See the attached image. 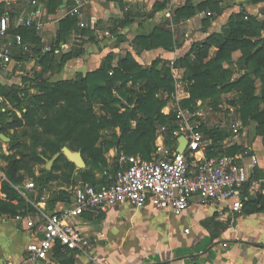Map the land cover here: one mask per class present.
<instances>
[{"label":"crops","instance_id":"crops-1","mask_svg":"<svg viewBox=\"0 0 264 264\" xmlns=\"http://www.w3.org/2000/svg\"><path fill=\"white\" fill-rule=\"evenodd\" d=\"M53 1L57 6H49L47 0H37L40 14L26 28L14 24L17 17H27L36 11L31 0H0V11L9 18L11 44V61L0 66V85L10 87L12 80L9 78L21 76L32 68L41 73L43 67L37 64V55L40 57L51 50H54L53 62L61 68L51 77L55 82L92 72L109 57L114 61L121 58L122 45L119 42H125V54H132L138 63L149 65L154 60H161L170 65L185 55L192 43L204 41L213 32L220 33L231 14L245 12L259 21L264 20V2L250 5L248 0H216L221 15L213 16L207 26L202 21L210 16L209 12H196L194 17L178 23L172 20L179 7L186 3L196 6L205 0H87L80 16L72 18L71 29L64 34L59 30V22L67 18L65 12L74 5V0ZM125 19L128 24L122 25ZM161 24L173 34L174 51L155 49L135 56L132 50L135 37L148 35ZM16 30L22 31V35L16 34ZM83 31L87 33L83 34ZM14 35L21 38L22 45L31 53L22 52L12 40ZM74 48L79 49V56L61 62L63 57L75 51ZM212 51L209 56L213 55ZM197 119L201 121L202 118ZM239 129V134L223 136L222 150L214 147L213 151L217 153L216 157H228L247 172L248 181L242 189V198L252 204L244 201L241 214L232 215L225 211L226 214L220 216L218 206L204 204L197 198L189 203L187 211L180 217L149 207L135 210L128 205L117 206L96 217L85 214L73 218L72 222L89 246L81 251L55 248L48 260L41 264H264L263 138L258 135L249 138L241 120ZM211 141L210 147L214 146L213 139ZM232 149L233 153L228 154ZM116 153V150L109 151L107 164L111 160L115 163ZM92 173L99 180L112 172L105 171L99 179L98 171L92 170ZM36 206L47 215L66 207L57 202L53 208H48L45 200ZM254 207L258 212L248 214ZM12 220L24 231L25 241L13 242L14 248L9 249L7 256L0 246V264L20 263L27 245L34 239L25 221ZM185 230H188L187 234ZM8 231L14 240L16 233H22L12 228Z\"/></svg>","mask_w":264,"mask_h":264},{"label":"trees","instance_id":"trees-1","mask_svg":"<svg viewBox=\"0 0 264 264\" xmlns=\"http://www.w3.org/2000/svg\"><path fill=\"white\" fill-rule=\"evenodd\" d=\"M250 5H256L264 2V0H248ZM49 6H57L53 0H47ZM196 12H209L203 21V25H208L213 16H220L221 9L216 0H205L200 4L193 6L190 3L179 7L173 15V22L178 23L183 19L194 17ZM73 19L67 17L59 22V30L66 33L71 29ZM128 22H122L127 25ZM264 20L259 21L256 17L247 15L245 12L239 14H231L226 20L220 33H211L204 41L194 42L191 44L188 52L177 60V64L184 69L183 81L187 85L189 98L182 102L184 108H189L198 100H218L219 96L227 93H234L237 96L239 107V118L246 126L249 122H254L256 134L264 137ZM14 33V32H13ZM16 34L22 35V31L16 30ZM14 33V34H15ZM86 34L87 32H82ZM63 34V37L65 35ZM93 40V38H90ZM176 42L173 34L169 32L164 25H159L153 29L148 35H138L133 40L132 50L135 56L141 55L143 52H149L155 49H163L168 52L174 51ZM213 50V56H209ZM38 52V51H35ZM239 52L241 54V69L248 70L240 78L231 81V72L224 69V64H231L233 55ZM54 50L44 53L40 57L37 55L36 62L43 67L41 73H35L33 79L24 78V82H28L30 88L41 86V91L45 94L50 104L46 103L47 109H54L55 106L63 102L67 106L58 107L54 119L48 116L39 118L40 127L44 128L46 134L54 136L55 140H46L43 142L45 148L51 149V157L39 153L33 154V161L43 163L50 160L55 154L60 153L63 147H67L72 152H80L86 164L90 166L91 172L78 171L77 175L83 182L91 185L107 184L106 177L96 180L92 170L98 172L111 173L116 171L115 163L111 170L108 171L106 160L102 159V154L109 149L116 147V151L123 152L126 155H137L141 150V156L145 160L150 158V144L155 137V129L157 126L167 128V137L170 138L173 130L172 123L175 121L174 115L163 116L160 110L164 106V102L157 99L160 93H172L173 80L169 65L161 60H154L149 65L144 66L138 63L132 54L127 52L124 57L118 59L116 67H112L109 57L103 60L100 66L85 75H77L74 80L50 83L48 76L44 77L47 70L53 66L60 69L53 62ZM189 54L193 55V60L188 58ZM69 56L63 57L61 60L67 61ZM46 64L48 66H46ZM54 72V73H55ZM44 75V76H43ZM260 83L259 92L256 95L255 81ZM132 87L139 85L137 91L138 106L145 111L144 117L139 119L135 128L131 129L130 121L136 119L134 111L125 115L119 114L117 109L110 108L115 101L111 98V90H117L120 96L125 95L127 84ZM87 99L100 98L104 101L108 110L111 109L110 126L120 127L121 136L112 144H105L106 148L97 150L95 144L98 140V125L94 116L85 110L79 102V97ZM23 99L28 97V92L22 94ZM16 107H19V100H12ZM108 104V105H107ZM24 117L28 116V112L23 113ZM123 116V117H122ZM2 116H0L1 118ZM19 121L15 120L7 124L1 132L15 127ZM205 136L214 139L213 131L206 130L203 126L199 128ZM116 137V136H115ZM166 145H171L166 140ZM214 146L210 147L206 152L207 158H214L217 153L213 151ZM233 149L228 154H232ZM8 164L4 170L5 178L0 177V217L13 219L19 215L34 216L36 214L35 204L25 203L22 195L18 192L21 177L19 172L22 171L23 164L10 157H1ZM63 156L54 162L52 171L56 169ZM65 160V159H64ZM65 168L68 173H72L75 166L65 161ZM106 169L104 170V168ZM52 171H43L40 178V184H45L53 179ZM68 181V180H67ZM33 184V183H32ZM34 186V184H33ZM246 204H252L248 200ZM53 208V207H52ZM21 211V213H19ZM258 210L254 207L248 214H255ZM58 248V247H56Z\"/></svg>","mask_w":264,"mask_h":264},{"label":"built area","instance_id":"built-area-1","mask_svg":"<svg viewBox=\"0 0 264 264\" xmlns=\"http://www.w3.org/2000/svg\"><path fill=\"white\" fill-rule=\"evenodd\" d=\"M86 2L87 0H74V5L66 10L65 16L79 17ZM30 3L36 7V11L27 17H17L15 27H30L33 18L40 14L37 0H31ZM9 28L8 15L0 11V66L11 61ZM12 40L22 52L31 53L22 45L18 35L12 36ZM175 64L172 61L169 65L174 89L180 92L181 85L184 84L187 94L184 99H188L187 86ZM156 97L167 98L164 93ZM196 105L200 107L201 102L197 101ZM171 113L168 108L163 112L165 116L174 115L179 124L171 132V145L161 141L157 146L156 156L150 155L149 160H145L138 155L117 152L116 171L107 175V184L91 185L83 182L75 186L69 204L51 215L36 206L34 216L15 217L18 222L25 221L34 237L25 249L23 260L17 264L46 262L56 247L69 251L84 250L89 243L72 222L73 218L85 214L96 217L117 206L128 205L135 210L149 207L154 211H167L174 217H180L187 211L189 203L197 198L204 204L218 206L220 216L226 214L225 211L232 215L241 214L245 201L242 189L248 181L246 170L225 156L207 158L206 152L212 141L199 131V120L193 123L189 110H181L178 105L175 112ZM200 116L199 113L196 114V117ZM233 133L236 130L233 129ZM182 136L187 143L183 153L179 154L176 149L179 146L178 139ZM25 187L32 190L33 184H26ZM184 233L187 234L188 230Z\"/></svg>","mask_w":264,"mask_h":264},{"label":"rangeland","instance_id":"rangeland-1","mask_svg":"<svg viewBox=\"0 0 264 264\" xmlns=\"http://www.w3.org/2000/svg\"><path fill=\"white\" fill-rule=\"evenodd\" d=\"M196 1L197 0H194V2ZM262 36L264 37V32L262 33ZM124 38L126 40H131V38ZM51 41L52 40L49 41V45ZM119 43H121L122 45V54L119 56L123 57L127 49L124 44L125 42ZM74 50V52L69 53L67 56L78 57L79 54H77V52H80L79 49L74 48ZM212 54H214V51H212ZM188 58L193 60L194 57L192 54H189ZM240 58L241 54L237 52L233 55V60L231 64L223 65V67L227 65L226 70L231 72L230 80H237L249 70L241 69L242 67H240ZM117 62L118 59L116 61L111 60V64L115 65V67L117 65ZM143 65L147 66L145 63H143ZM175 65L177 71L183 77L184 69H182L180 65L177 64V61ZM46 66L48 65L46 64ZM56 69L57 68L55 67L53 69L52 66L50 70L46 71V73L44 74L45 76L43 75L47 78L49 76L51 84H55L56 82L61 81L74 80L75 78H77V75H75L74 79L65 78L53 82V79L51 77ZM35 73L36 71L34 70V68H32L23 72V75L21 76L12 77L13 79L9 78L10 80H12L10 83V87H4L3 85H0V116H2L0 118V177L5 178L4 170L8 164L1 157L4 156L13 158L19 162H22L23 164L24 169L19 172L21 181L18 189L25 203H28L30 205L35 204L36 206L37 203L41 202L42 200H45L48 205V208L53 207L54 204H56L57 202L61 203L64 206H67L69 204L70 199L72 198L73 188L83 183V181L80 179V176L77 175L78 171L88 172L89 168L86 167L84 170H77L75 168L74 170H72V173H68V170L65 168L64 165L65 161L67 160L63 157L65 160H61V162H59L56 166L55 170L52 171L51 167L50 171H52L53 179L42 185L39 183L40 178H42L43 176V171L45 170V162L37 163L33 161V154H42L45 156L44 158L51 157V149L45 148L42 144L46 140L55 139L54 136L45 133L44 128L39 126L38 120L39 118H45L47 116L50 119H54L56 115V109L58 107L61 108L62 106H67V104L61 102L58 104V107L56 105L54 109L48 110L45 101L49 104L50 101L48 97L42 93V87L39 86L36 88H30L28 82H24V78L33 79ZM255 87V94L257 95L260 88V83L258 82V80L255 81ZM126 88L130 92H126L123 96H120L117 93V90H111L110 95L115 102L113 104H110V108L117 109L118 113L122 115L134 111L136 119L130 121V127L131 129H134L138 120L144 117L143 115L145 111L141 109L143 107L139 109L138 106V98L136 93L139 90V85L132 87L129 83L127 84ZM174 88L175 86L173 85L172 93H164L167 96L166 99H159L160 97L157 98L158 100L164 102V106L160 110V114L165 116L163 114V112L165 113V108H168L170 113L175 112L177 105L181 110H189V115L192 118L191 121L193 123L197 122L198 120L196 114H201L202 119L199 122L206 130L213 131L214 147L217 150H222L223 145H221V141L224 138L223 136L228 135V133L229 135H233V129L236 130L235 134H239L240 103L238 102L236 94H222L221 96H219L218 100L205 99L201 103L200 107H198L195 103L194 105L192 104L189 108H184L182 102L186 100L184 98L187 97L184 84L181 85L180 92H178ZM24 92H28V97L26 99H23L22 97V94ZM14 98H17L19 100V107H16V102L12 101L14 100ZM176 99L178 100V102H176ZM79 102L85 110H89V112H91V114L95 118L96 123L100 125L98 129V140L94 148H96L97 150H103L106 148L105 144H112L116 142L115 138L121 136L120 127L110 126L109 121H111V109L108 110L107 106L104 104V101L100 98L87 99L83 96L79 97ZM26 112H28V116L24 117L23 113ZM15 120L19 121V124H16L15 127L11 129L1 132V130L7 124H10ZM178 124L179 123H177L176 121H173V130L177 128ZM244 127L248 130L247 136L249 138L251 137L253 139V137L257 135L255 133L256 125L254 122H249ZM161 128H165L166 130L162 131ZM2 137L6 138L7 140L2 139ZM206 137L210 138L209 136ZM166 140H169V138L167 137V128L163 126H157L155 129L154 140L150 144V155L156 156L158 144L160 145L161 141L164 143ZM110 150H116V147L109 149V151ZM109 151H106L104 154H102L101 160H107L109 156ZM140 154L141 150H138L137 155L141 156ZM113 165L114 160H111V162L107 165L109 166L108 169H111ZM105 169L106 167L104 168V170ZM98 173L100 174H98L99 177H97L99 179L101 175L103 176V172ZM32 183L34 184L33 189H26L25 185ZM19 213H21V211H19ZM19 217H21V215H19ZM10 228L14 229V231L22 232L16 233L18 234L15 237L16 240H14L12 236H10V233L8 231V229ZM23 232L24 231L20 228V226L16 225L12 219H3V217H0V246H2V251L6 252L5 256L8 255L7 252L10 253V248H14L13 242L25 241V233Z\"/></svg>","mask_w":264,"mask_h":264},{"label":"water","instance_id":"water-1","mask_svg":"<svg viewBox=\"0 0 264 264\" xmlns=\"http://www.w3.org/2000/svg\"><path fill=\"white\" fill-rule=\"evenodd\" d=\"M2 139L7 140L6 138L2 137ZM179 146L176 149V152L182 154L185 146L186 140L182 136L178 139ZM62 155L68 162L73 164L77 170H84L86 168V164L81 156L80 152H72L67 147H63L60 153L55 154L50 160H45V170L50 171L53 163Z\"/></svg>","mask_w":264,"mask_h":264}]
</instances>
